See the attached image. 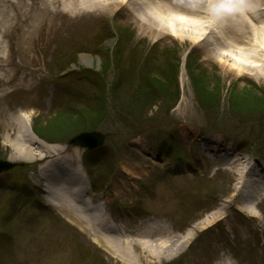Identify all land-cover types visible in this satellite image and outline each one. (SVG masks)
<instances>
[{"label": "rangeland", "instance_id": "rangeland-1", "mask_svg": "<svg viewBox=\"0 0 264 264\" xmlns=\"http://www.w3.org/2000/svg\"><path fill=\"white\" fill-rule=\"evenodd\" d=\"M36 3H41L40 6H42L43 0H0L1 152L10 156L14 154L12 144L21 134L18 125L20 119L29 116L32 122L34 117L41 114L40 111L31 109L30 104L33 100L26 95L29 93L32 95L37 90L39 82L46 80L49 76L45 73L46 63L58 62V65L71 63L73 54L79 51L80 55L70 67L95 68L104 72L102 79L92 77L90 83H83L87 91H90L89 93L93 95L94 85L91 83L94 82L95 85H104V89H109V91L106 90L107 94L109 93L110 97L118 103L119 100L126 103L125 107L129 106V100L134 98L131 100L134 101L131 106L122 107L121 110L130 112L131 117L134 116L133 120L120 119L117 131L113 124L108 125L109 132L112 129V136H110L112 141L109 147L115 153L113 160L110 159V164L113 162L112 167L115 170L112 171H116L117 175L108 185L104 176L98 174L96 187L92 183L91 198L94 201L105 200L110 219L115 223H124L128 231H139L140 227L146 223V219L150 221L148 222L150 224H157L153 218H162L160 231L157 234L142 236L139 238L140 241L151 240V237L162 239L161 237L170 232H173L170 237H176V234L179 237H185L191 232L192 237L179 250L158 257L148 254L136 241L131 245L133 259H127V257L123 259V255L120 256L112 251L104 245L102 240L98 242L97 240L100 239L93 237L89 229L84 230L83 223L76 220L68 211L62 212L65 219L70 218V223L63 218L59 210L49 209L48 211H52L49 214L38 210H28L26 207L20 217L21 213L14 216L12 221H8L9 218L4 217L11 215L12 211L6 206L13 194L0 191V231L7 233L9 238H15L14 253L20 264H71V262L76 264H83V262L84 264H225L226 261L230 264L240 262L264 264V199L260 200L256 207H248L252 203H245L241 206V209L245 208V211L241 210L236 202L240 179L244 176L239 170L241 166L245 168L249 165L247 156H251L247 153L238 154L236 158L240 160L237 163L232 162L228 169L219 168L217 163L223 155L235 151L236 145L230 141L234 137L240 136L241 139H249L252 142L261 141L259 135L264 131V103L261 102L260 95L264 97V67L263 71H259L256 76L252 74V70L250 74L238 75L232 67L223 72L221 62L219 63L222 65L217 60L207 57L191 41L179 40L162 32L158 33V30L151 29V26L130 15L127 12L128 8L126 9L127 5L123 8L119 7L112 13L111 11L98 12L79 17L62 14L53 16V13L47 10L41 17ZM26 4L29 5L26 7ZM21 13L27 17L21 18ZM76 30L80 32L72 36V32ZM103 46L109 47V51L115 48L114 53L120 55L124 72L115 75L112 73L115 59L109 51L104 58L97 55L96 50ZM160 48L165 51L167 49V54L171 57L176 56L181 61L176 64L177 69L174 71L175 80L179 81V89L173 77H170L169 66L163 63L165 56L163 53H158ZM88 50L90 52H87ZM133 50L139 51V55L132 52ZM155 50H157L156 53H154ZM36 53L43 55L39 62L35 58L31 60V56ZM133 54H136V57ZM83 55L92 59V64L82 63L80 59ZM202 58H204L203 61H201ZM112 59L114 62L111 64ZM148 59L150 65L158 64L154 67L151 76L166 78L164 83L171 87L172 91L178 92L179 99L173 108L171 104L173 97L166 99L152 94L153 83L143 75V67ZM151 61L156 63L153 64ZM171 63H174L173 59ZM216 66L217 69H215ZM52 67L57 70L61 78L58 66L52 65ZM188 67H191L199 83L203 85L202 90L206 89L208 93L216 95L218 98L214 95L213 98L217 100L197 101L185 69ZM116 82L118 85L116 93L113 94L111 90ZM50 85V93H53V88L56 89V87L52 86L53 83ZM218 85H221L219 89H217ZM195 89H197L196 86ZM231 90L236 99L240 97L241 112L234 107L229 109L227 106L228 101L232 104L231 96L228 98L226 95ZM48 95L50 98L49 93ZM218 99L221 100L220 108H224L223 111L218 107ZM201 104L207 112L202 110ZM50 107L51 103L47 99L45 106L42 107L43 115H39L37 123L41 127L46 126L45 130H48L49 134L52 133L51 136H56L54 131H64L72 127L71 125H76V122L67 117H60L51 122V125L48 124ZM215 108H219V112ZM18 112L21 114L19 115ZM144 119H150L149 123L152 126L168 125L170 128L176 124V132L180 130L183 123L195 127L214 124L229 140L221 135L219 137L223 139L211 136L213 141L211 144L213 143L215 148L209 146L205 139L201 144L196 141L197 144L186 146L185 150L192 154L193 158L187 157L184 160L182 157L179 160H184L180 163L182 170H178V175L169 177L161 175L156 168L157 164L160 165L158 160L165 157L157 151L159 142L151 143L143 138V135L126 143L120 141L123 128L120 123L127 130L123 135H130L128 131H134L135 128L136 133L140 134L142 130L138 129L137 123L140 122L141 126ZM126 122L129 123L128 129H126ZM143 130L148 131L147 128ZM182 130L180 133L184 136L185 133ZM259 142L256 141V145L254 142V148L259 146ZM65 144L69 147L65 150L68 156L75 157L76 154H82V151ZM36 150L37 155L40 150L47 149L39 145ZM192 161L193 163H190ZM191 170H193L192 173ZM17 172L23 174L18 176L15 172L9 173L3 177L2 181L8 185H14L27 176L33 186L34 181L38 179L36 176L38 173L32 174L29 167L19 168ZM157 173L156 177L161 181L160 193L157 192L156 197L145 196L137 206L138 199H141L144 193L140 180L144 179V176ZM248 183L251 185L250 182ZM22 200L27 204L26 197ZM28 204H31L30 200ZM140 205H143V212L137 214L133 211L132 215L130 206L137 208ZM248 208L254 209L253 212L257 216L251 215L250 211L249 215L246 212ZM213 212H218L219 215L210 221L206 220L212 216ZM178 231L183 234H178L180 233ZM234 239L245 242L246 248L242 246L244 249L234 250ZM34 250L38 256H41L43 251L42 256L48 258V261H41L37 256L33 258Z\"/></svg>", "mask_w": 264, "mask_h": 264}, {"label": "bare ground", "instance_id": "bare-ground-1", "mask_svg": "<svg viewBox=\"0 0 264 264\" xmlns=\"http://www.w3.org/2000/svg\"><path fill=\"white\" fill-rule=\"evenodd\" d=\"M261 1L43 0L42 6L41 3H36V6L37 11L41 12V17L47 10H50L53 16L67 14L76 17L98 12L112 13L127 3L129 11L134 16L151 26V29L158 30V33L170 34L179 40H189L197 46L201 39L206 41L202 49L209 58L223 64V72L232 67L238 75L250 74L252 70V74L256 76L264 67V3ZM25 16L24 13L21 14V18ZM207 31L210 33L206 35ZM208 36L210 38H207ZM80 61L91 64V59L84 55L81 56ZM18 122L21 134L12 144L14 149L12 159L32 162L38 156L39 160L44 161L39 176L45 181L53 205L58 209L65 208L70 211L76 220L83 223L84 230L89 229L93 237L100 239L97 240L98 242L102 240L112 251L120 256L123 255V259L127 257L132 260L131 245L136 242L135 237L130 234L131 239L123 241L119 236L114 235L115 230L109 231L108 225L112 224L107 214L101 209L100 203L97 204L89 198L90 189L85 185V180L79 173L74 172L78 167L72 162H63L61 159L55 161L59 157L61 147L48 146L50 151L44 153L40 151L36 155L35 144L39 140L31 134L29 117L22 118ZM253 210L248 208L251 214H254ZM216 215L219 213L212 214L206 220L210 221ZM191 237L192 232L185 237H170L166 234L163 239L151 237V240H137V242L148 254L158 257L169 255L172 251L184 247Z\"/></svg>", "mask_w": 264, "mask_h": 264}, {"label": "trees", "instance_id": "trees-1", "mask_svg": "<svg viewBox=\"0 0 264 264\" xmlns=\"http://www.w3.org/2000/svg\"><path fill=\"white\" fill-rule=\"evenodd\" d=\"M158 82H160L159 86L164 90V92L167 93V95L169 96V98H172V93H171V90H169V86L167 84L164 83V79H157ZM156 81V82H157ZM195 86L197 87V92H198V96L200 97L201 100L207 102L206 100L210 101V100H217L215 98H213L210 93L207 92V90H202L203 89V85H201L199 83V80L197 79V82H195ZM168 88V89H167ZM166 89V90H165ZM230 96H231V102H232V107H234L236 110L238 109L240 112L242 111V109L240 108V104H242V102L240 101V97H237V100L236 99V96L233 95V91H231L230 93ZM215 97L217 98V96L215 95ZM260 100L262 103H264V97L262 96V94L260 95ZM248 111V110H246ZM83 114L88 117V119H81V118H78L77 116L75 115H72V114H60L58 117H55V118H52V119H49L48 121V124L51 125V122H53L54 120L58 119V118H64V117H67V119L71 120V121H74L76 122L75 124L76 125H71L72 127L70 128H67L66 130L64 131H54L56 132V136H61V135H64V134H67V133H72V132H76L80 129H87L88 126L90 125H94L95 124V121L92 120L93 117L95 116L94 114H92L91 112L87 111V110H83ZM82 114V115H83ZM87 120H91V121H87ZM91 122V123H90ZM46 126L45 127H41L39 126V124H37V128L36 130L43 134L44 136H47V137H53L51 136V134L48 133V130H45ZM55 137V136H54Z\"/></svg>", "mask_w": 264, "mask_h": 264}, {"label": "water", "instance_id": "water-1", "mask_svg": "<svg viewBox=\"0 0 264 264\" xmlns=\"http://www.w3.org/2000/svg\"><path fill=\"white\" fill-rule=\"evenodd\" d=\"M92 135V134H91ZM91 135H87V134H84V135H81L80 137H78L75 141L81 145H84V146H87L89 145V142L85 139ZM89 147V146H87ZM1 167V166H0Z\"/></svg>", "mask_w": 264, "mask_h": 264}]
</instances>
